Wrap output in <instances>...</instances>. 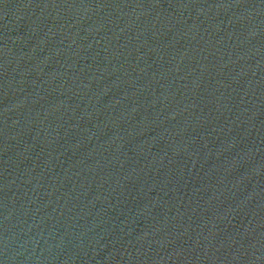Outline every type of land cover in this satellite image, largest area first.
I'll return each mask as SVG.
<instances>
[{
	"label": "water",
	"instance_id": "obj_1",
	"mask_svg": "<svg viewBox=\"0 0 264 264\" xmlns=\"http://www.w3.org/2000/svg\"><path fill=\"white\" fill-rule=\"evenodd\" d=\"M0 264H264V0H0Z\"/></svg>",
	"mask_w": 264,
	"mask_h": 264
}]
</instances>
